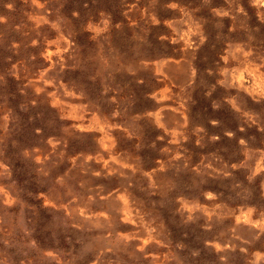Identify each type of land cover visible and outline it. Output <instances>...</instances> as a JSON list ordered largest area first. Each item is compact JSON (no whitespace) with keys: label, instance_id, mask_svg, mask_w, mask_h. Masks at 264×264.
<instances>
[{"label":"rangeland","instance_id":"374dc122","mask_svg":"<svg viewBox=\"0 0 264 264\" xmlns=\"http://www.w3.org/2000/svg\"><path fill=\"white\" fill-rule=\"evenodd\" d=\"M0 264H264V0H0Z\"/></svg>","mask_w":264,"mask_h":264}]
</instances>
